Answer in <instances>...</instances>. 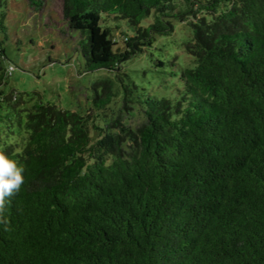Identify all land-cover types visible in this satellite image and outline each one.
I'll return each mask as SVG.
<instances>
[{
	"label": "trees",
	"instance_id": "16d2710c",
	"mask_svg": "<svg viewBox=\"0 0 264 264\" xmlns=\"http://www.w3.org/2000/svg\"><path fill=\"white\" fill-rule=\"evenodd\" d=\"M61 7L86 70L106 75L80 112L28 106L0 64V150L25 169L0 208V264H264V0ZM179 25L182 56L153 51ZM136 56L171 78L162 95L123 70ZM114 102L138 123L108 115Z\"/></svg>",
	"mask_w": 264,
	"mask_h": 264
},
{
	"label": "rangeland",
	"instance_id": "374dc122",
	"mask_svg": "<svg viewBox=\"0 0 264 264\" xmlns=\"http://www.w3.org/2000/svg\"><path fill=\"white\" fill-rule=\"evenodd\" d=\"M61 4L62 0H5L3 24L6 28H0L4 57L0 55V64L3 68L12 66L13 69L11 72L7 70L9 74L5 75L3 88L22 95L28 106L40 98L43 102L84 112L91 106L95 95L93 83L104 77L106 72L102 69L86 70L79 46L80 32L68 28L62 18ZM116 24L131 32L123 19L118 23L112 19L107 21L109 27ZM178 27L180 29L172 36L159 39L169 41L164 49L153 51L168 58L174 51L182 56L189 32L184 25ZM119 34L115 33L118 46L121 44ZM138 58L136 56L127 61L123 70L139 84L142 91L162 95L158 92L164 89L162 83L171 78L155 71L148 59L144 61L141 58L138 62ZM125 80L128 81V78ZM119 105L118 102L111 103L105 112L112 114L111 117L116 113L122 114L127 123L136 125L139 115L135 109L119 112Z\"/></svg>",
	"mask_w": 264,
	"mask_h": 264
},
{
	"label": "clouds",
	"instance_id": "9594fccd",
	"mask_svg": "<svg viewBox=\"0 0 264 264\" xmlns=\"http://www.w3.org/2000/svg\"><path fill=\"white\" fill-rule=\"evenodd\" d=\"M24 171V167L17 160L0 150V208L6 198L21 190L25 181Z\"/></svg>",
	"mask_w": 264,
	"mask_h": 264
},
{
	"label": "built area",
	"instance_id": "2783aa9c",
	"mask_svg": "<svg viewBox=\"0 0 264 264\" xmlns=\"http://www.w3.org/2000/svg\"><path fill=\"white\" fill-rule=\"evenodd\" d=\"M8 69H9V72H11V70L13 69V67L11 66V67H9Z\"/></svg>",
	"mask_w": 264,
	"mask_h": 264
}]
</instances>
